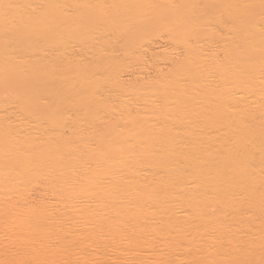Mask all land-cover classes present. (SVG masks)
I'll list each match as a JSON object with an SVG mask.
<instances>
[{
	"label": "bare ground",
	"instance_id": "1",
	"mask_svg": "<svg viewBox=\"0 0 264 264\" xmlns=\"http://www.w3.org/2000/svg\"><path fill=\"white\" fill-rule=\"evenodd\" d=\"M0 264H264L262 0H0Z\"/></svg>",
	"mask_w": 264,
	"mask_h": 264
},
{
	"label": "snow or ice",
	"instance_id": "2",
	"mask_svg": "<svg viewBox=\"0 0 264 264\" xmlns=\"http://www.w3.org/2000/svg\"><path fill=\"white\" fill-rule=\"evenodd\" d=\"M4 7L6 9H9V8H13L15 6L14 5H5ZM262 7H264V0H262ZM5 20H6V22H10L7 12L5 13Z\"/></svg>",
	"mask_w": 264,
	"mask_h": 264
}]
</instances>
